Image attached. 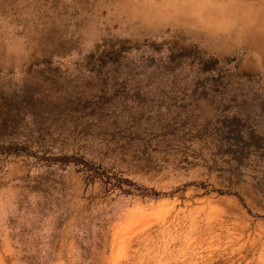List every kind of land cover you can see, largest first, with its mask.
I'll return each instance as SVG.
<instances>
[{
    "label": "rangeland",
    "instance_id": "1",
    "mask_svg": "<svg viewBox=\"0 0 264 264\" xmlns=\"http://www.w3.org/2000/svg\"><path fill=\"white\" fill-rule=\"evenodd\" d=\"M0 264H264V0H0Z\"/></svg>",
    "mask_w": 264,
    "mask_h": 264
},
{
    "label": "bare ground",
    "instance_id": "2",
    "mask_svg": "<svg viewBox=\"0 0 264 264\" xmlns=\"http://www.w3.org/2000/svg\"><path fill=\"white\" fill-rule=\"evenodd\" d=\"M199 1H201V0H199ZM259 1V0H258ZM202 5H203V3H202ZM226 39V38H225Z\"/></svg>",
    "mask_w": 264,
    "mask_h": 264
}]
</instances>
